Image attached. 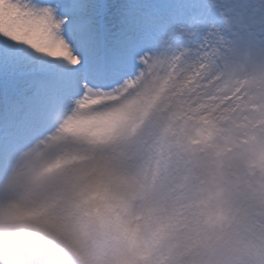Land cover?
<instances>
[{"label":"snow or ice","instance_id":"6c2138e0","mask_svg":"<svg viewBox=\"0 0 264 264\" xmlns=\"http://www.w3.org/2000/svg\"><path fill=\"white\" fill-rule=\"evenodd\" d=\"M245 49L264 0H0V264H264Z\"/></svg>","mask_w":264,"mask_h":264},{"label":"clouds","instance_id":"9594fccd","mask_svg":"<svg viewBox=\"0 0 264 264\" xmlns=\"http://www.w3.org/2000/svg\"><path fill=\"white\" fill-rule=\"evenodd\" d=\"M264 73V53H250L245 50H229L226 53V58L222 59L217 67L209 76L213 79L216 76H221V79L216 80L212 87H222L224 80L244 81L250 76L260 75ZM246 91H254L245 86ZM207 216L201 218V226H207L205 221ZM245 226L250 234L264 233V209L259 212L249 208L247 210V219Z\"/></svg>","mask_w":264,"mask_h":264}]
</instances>
